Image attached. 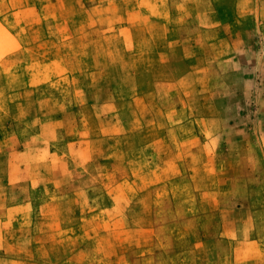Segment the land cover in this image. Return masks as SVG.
I'll use <instances>...</instances> for the list:
<instances>
[{
  "label": "rangeland",
  "instance_id": "obj_1",
  "mask_svg": "<svg viewBox=\"0 0 264 264\" xmlns=\"http://www.w3.org/2000/svg\"><path fill=\"white\" fill-rule=\"evenodd\" d=\"M0 264H264V0H0Z\"/></svg>",
  "mask_w": 264,
  "mask_h": 264
}]
</instances>
